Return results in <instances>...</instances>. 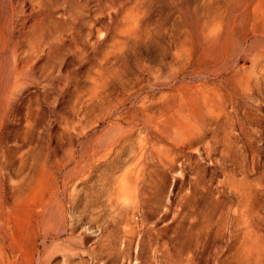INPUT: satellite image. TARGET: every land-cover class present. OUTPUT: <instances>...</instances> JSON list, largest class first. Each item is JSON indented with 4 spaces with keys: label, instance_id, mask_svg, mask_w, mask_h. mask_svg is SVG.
<instances>
[{
    "label": "bare ground",
    "instance_id": "1",
    "mask_svg": "<svg viewBox=\"0 0 264 264\" xmlns=\"http://www.w3.org/2000/svg\"><path fill=\"white\" fill-rule=\"evenodd\" d=\"M59 2L0 0V137L13 112L22 108V120L29 123L46 98L47 84H32L39 88L38 95L34 89L29 93L30 82L35 70L47 68V58L59 50ZM215 5L201 16L188 15L189 29L178 52L181 65L173 70L170 81L161 83L171 94L153 90L157 80L146 86L152 89L147 93L143 88L127 92L104 114L108 127L100 135H92L94 128L79 130L76 149L62 165L61 180L60 169L51 174L52 189L39 183L26 195L13 198L11 207L27 211L36 221L30 228L24 226L32 240L41 244L34 256L30 247L25 252L28 264H53L59 257L61 233L74 230L66 223L65 208L56 203L57 195L67 194L72 185L76 189L75 183L93 190L97 182L92 193H97L95 200L101 206L107 207L111 200L124 208L126 228L116 236L114 250L127 262L139 259L145 232L157 238L156 226L144 222L147 206L159 219L175 205L178 216L195 207L198 222L203 211L197 205L203 195L214 203L203 216L198 241L221 240L228 248L235 246L243 220L242 253L231 259L237 264L253 262L251 207L264 195V117L248 99L256 86L264 89V0H215ZM135 20L121 30L120 48L141 35ZM178 78L174 89L172 82ZM33 94L37 95L35 102ZM130 99L135 102L129 110ZM114 120L125 127H116ZM253 125L257 128L249 132ZM134 131L143 132L145 138L136 153L131 148L119 161ZM169 186L173 195L168 192L163 200ZM255 218L262 222L260 216ZM3 241L0 231V250ZM149 242L153 246L151 238ZM152 251L155 264H192L191 254L166 257L165 249L157 245ZM164 252L165 260L159 261ZM62 257L69 264L70 256ZM17 260L8 257L11 264Z\"/></svg>",
    "mask_w": 264,
    "mask_h": 264
},
{
    "label": "rangeland",
    "instance_id": "2",
    "mask_svg": "<svg viewBox=\"0 0 264 264\" xmlns=\"http://www.w3.org/2000/svg\"><path fill=\"white\" fill-rule=\"evenodd\" d=\"M59 1L61 35L59 50L47 58V68L35 70L34 79L30 82L29 93L34 89L32 84L41 82L47 84L44 89L47 90V99H44L29 123L22 120L23 110L19 108L10 115L9 122L2 127L3 135L0 137V231L4 236L3 248L0 250L2 264H11L8 257L18 259L16 264H28L25 252L30 247L34 256L41 246L40 241L32 240V236L24 229L25 225L30 228L36 221L29 218L27 211L11 207L13 198L26 195L29 189L39 183L52 189L54 184L51 183L53 177L51 174L54 175L60 169L61 180L65 171L62 165L76 149L75 138L81 133L79 130L83 128L86 132L91 129V132L95 129V132H91L92 135H100L107 129L106 126L108 127V120H104L107 117L106 113H109L127 92L143 88L142 92L147 93L152 89L146 86L155 80L160 82L153 90L163 89L161 83L170 81L173 70L181 65L178 52L189 29L188 15L193 13L192 15L201 16L216 6L215 0H209V3L206 2L208 0ZM133 20L134 26L141 30V35L131 38V41H127L128 44L121 45L120 48L118 45L121 41V30ZM44 69L51 76H48ZM179 80L178 78L175 83L172 82L174 89H177ZM165 88L163 90L166 94H171L170 88ZM38 89L34 91L40 95ZM33 95L35 102L34 98L37 95ZM133 102L135 99H130L126 109H132ZM248 102H253L254 106L259 107L264 117V89L260 85L254 88ZM81 107L83 110H80ZM117 121L120 120L113 121L117 124H114L116 127H125L122 121ZM255 128L256 125L249 127V132ZM144 138L143 132L134 131L129 146L123 150L119 161L125 158V154L131 148L136 153L138 144ZM171 179L170 175L167 181ZM78 184L75 183L76 189L73 190L72 185L67 194L59 193L56 197V203L65 208L66 223L74 230L61 233L58 242L59 257L53 264H64L62 256L66 254L70 256L69 264H155L152 250L156 245L165 249L166 257L191 254L192 264H237L231 257L241 255L237 252L242 253L241 240L244 233L242 229L245 225L242 217L238 218L242 223L239 224L238 230L239 242L235 246L228 248L227 243L221 240L198 241L197 231L202 225L203 216L206 211L212 209L214 203L205 195L200 197L197 205L203 211L198 222L195 219V207L188 208L178 216L176 211L179 207L175 205L166 217L159 219L158 214L147 206L144 222L156 226L157 238L145 232L139 247V259L127 262L114 250L116 236L121 233L122 228H126L123 206L118 202L111 204V200L107 207L101 206L95 200L97 193L95 195L92 193L98 187V182L93 190L91 186L82 187L77 186ZM169 189L170 186L163 200H166L168 192H171ZM251 212L255 248L253 262L248 264H264V195L258 197L257 202L251 207ZM255 216H260L262 222ZM117 219L120 224H117ZM27 236L30 239H27ZM150 238L153 246L149 242ZM237 259L236 256L235 260ZM158 260H165V252L164 257L161 256Z\"/></svg>",
    "mask_w": 264,
    "mask_h": 264
}]
</instances>
